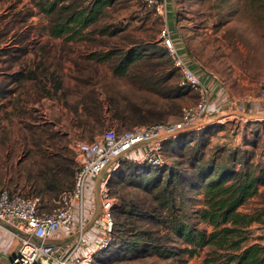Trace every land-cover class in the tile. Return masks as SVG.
I'll return each instance as SVG.
<instances>
[{"label":"rangeland","instance_id":"1","mask_svg":"<svg viewBox=\"0 0 264 264\" xmlns=\"http://www.w3.org/2000/svg\"><path fill=\"white\" fill-rule=\"evenodd\" d=\"M47 1L0 0V77L7 79L0 78V176H5L0 186L25 195L38 194L45 211L66 188L45 187L42 175L51 173L61 183L67 177L69 181V165L63 158L72 159L75 171L74 140L91 141L109 127L177 121L182 106L195 100V94L179 84V74L158 41L163 15L137 0H103L106 5L91 23L81 28L79 22L62 34L64 40L56 41L49 35V26L61 19L53 21V17H68L92 0H64L66 8L61 10L58 3L50 14L44 10ZM169 9L197 75L212 78L233 98L250 96L264 106L256 86L259 80L264 83V0H167V21ZM132 48L140 58L127 63L124 74L115 73L114 67ZM12 89L13 95L9 94ZM29 102H39V110L33 111ZM224 116L209 119L206 114V120L170 139L163 147L165 163L158 172L148 165L121 162L109 177L105 171L88 177L84 196H93L95 179L97 184L107 179L115 199V219L126 229L135 222L155 232L162 225L151 220L157 202L145 189L152 184L144 177L146 172L164 181L172 164L181 161L177 169L194 175L187 159L198 151L203 160L231 164L235 170L250 165L262 176L257 193L239 211L258 217L246 227L244 245L264 244V114L247 123L236 118L225 121ZM6 150H10L9 157ZM128 156L133 159L137 153ZM6 158H11L10 164ZM201 183L194 189L186 184L185 201L190 200L184 201L183 209L191 216L192 227L210 232L211 226L195 213L202 207ZM171 239L165 242L172 252L163 258L137 253L141 250L128 252L122 243L115 246L112 241L94 255L92 264H205L208 247L189 256L180 253L184 245L178 236ZM19 243L14 241L15 250Z\"/></svg>","mask_w":264,"mask_h":264},{"label":"built area","instance_id":"2","mask_svg":"<svg viewBox=\"0 0 264 264\" xmlns=\"http://www.w3.org/2000/svg\"><path fill=\"white\" fill-rule=\"evenodd\" d=\"M152 12L164 16V23L158 34V41L179 74V84L195 94L193 102L185 103L177 121L150 125L135 124L130 127H109L91 141L74 140L71 144L76 154L77 167L74 171L71 190L62 192L51 209H42L39 195H25L0 186V228L7 230L20 246L6 264H92L93 257L112 241L115 226V199L110 196L107 179L97 184L99 198L100 234L95 250L75 255L77 245L49 243L52 232L62 227L75 225L73 213L76 206L83 205L85 185L88 177H96L103 171L110 174L117 171L121 162L129 159L128 154L136 152L133 159L139 164L151 167L165 163L162 154L164 145L192 128L204 119L210 101L209 87L195 73L190 63L176 47L166 19L167 0H137ZM258 99H264V83L256 82ZM241 111L251 101L250 96L233 99ZM80 213V212H79ZM81 222L77 227H81ZM80 232V229H79Z\"/></svg>","mask_w":264,"mask_h":264},{"label":"trees","instance_id":"3","mask_svg":"<svg viewBox=\"0 0 264 264\" xmlns=\"http://www.w3.org/2000/svg\"><path fill=\"white\" fill-rule=\"evenodd\" d=\"M63 2L64 0H52L51 2L48 0V7H45L44 10L50 14L58 3L61 4L60 9L63 10L66 8V6H62ZM105 5L103 0H92L88 6L78 10L76 7L68 17L63 18L61 15H56L53 17V21L60 18L61 22L49 26V34L58 36L65 34L73 30L79 22H81V28L86 27L96 18ZM125 53L120 64L114 67V72L117 74H124L125 65L134 62L141 56L135 48L129 49ZM201 158L200 152L193 151L190 158L187 159L189 165L196 171L194 175L190 176L182 174L183 172L177 169L176 166L181 165V161L172 164L171 172L167 174L168 177L164 181H162V177L156 179L150 177L148 170L144 177L147 176V180H152V184L148 187L146 184L145 189L151 191L153 199L157 202L151 220L162 225V229L153 232L145 227L142 228L141 225H136L135 222L132 223L131 229H126L120 220L115 219L113 244L116 246L122 243L121 248H126L128 252L141 250L142 252L137 253L154 254L163 258L167 253L172 252L165 241L167 239L172 240L174 235L178 236L184 245L180 253L193 256L201 248L208 247L209 251L204 261L205 264H264V244L256 242L244 245L246 227L258 217L251 213L239 211V207L257 193L262 176L257 175L250 165L248 167L245 164V168L235 170L231 164L230 166L226 163L217 164L214 159L203 160ZM63 159L69 165L67 168L69 181L67 177V180L61 183L60 179L54 175L51 176L50 173L48 177L42 175V178L45 177L43 178L45 187L53 189L61 186L66 188L64 191L71 190L74 176L72 159L69 157ZM123 162L137 163L129 159ZM159 167L148 168L158 172ZM198 183L204 184L203 198L201 200L202 207L195 213L199 220L211 226L210 232H206L205 228H200L197 225L192 227L190 224L191 216L183 209L186 199L184 193L187 191L185 189L186 184L189 185L190 189H194ZM31 188L35 191L32 184ZM154 190L157 191L153 193ZM189 200H186L185 203H188ZM130 213L134 215L135 211ZM136 214L139 215V213ZM136 256L141 255L137 254Z\"/></svg>","mask_w":264,"mask_h":264},{"label":"crops","instance_id":"4","mask_svg":"<svg viewBox=\"0 0 264 264\" xmlns=\"http://www.w3.org/2000/svg\"><path fill=\"white\" fill-rule=\"evenodd\" d=\"M171 15L172 13L170 12L169 9L168 26L171 35L173 36V39L175 41L176 47L179 50V52L184 55L185 59L190 63L191 67L195 71V69L197 68H195L194 66L195 64L192 63L188 55L187 49L184 48L183 45L181 44V40L179 39L178 34L176 33V30L174 28V22L172 23ZM49 35L52 36L56 41L61 39L64 40V38L66 37L65 35H61V36L51 35V34ZM67 42L72 43L73 41L67 40ZM105 50H107V48ZM87 52L90 51L87 50ZM195 73L199 74L196 71ZM5 74H8V71H6ZM0 78L7 80L5 75L4 76L2 75V77ZM201 80L209 87L210 90V101L207 108V118L213 119L216 117L223 116V114H225V116L223 117L225 121L230 120V122H233L232 120L236 118L234 121H237L239 119L242 123H247V122H252L251 120H254L256 117H259L264 114V106L262 104H259V102H256L253 97H251V101L245 105L244 109L239 111L237 110L236 105L234 104L233 101L234 98L230 96L228 93H226L223 87L219 83L217 84V82L212 78H204ZM13 93L14 90L12 89L9 94L13 95ZM41 101L42 100H40L39 102ZM37 103L33 102L32 104L31 102H29L28 106H31V109H33V111H37L39 110L37 107ZM61 112L62 114H64L63 108ZM61 112L59 114H61ZM43 113L44 115H46V111H43ZM33 115L36 114L34 113ZM37 118H39V116ZM258 119H259L258 121L261 122V117ZM5 156L8 157L10 156V150L5 151ZM6 159L9 160L8 164H10L11 158H6ZM15 162H19V159L18 161L16 160ZM3 178L5 179V176L3 175L0 176V182L2 184L5 181ZM96 187H97V179H95V183H94L93 196L91 197L90 194L88 195V193L84 196L81 211L79 207L76 206L73 213V220L75 225L71 227H62L60 229L53 231L48 239L49 243L62 244V245H69V244L77 245L75 255L87 254L95 250V246L98 243L99 234L101 231L100 218H99V198L96 192ZM87 189H90V187H87ZM79 222H81L82 224L80 228L77 227ZM15 240L18 239H16V237H14L7 230L0 228V264H6L15 254V252L18 250L20 243L16 250L13 248V244Z\"/></svg>","mask_w":264,"mask_h":264}]
</instances>
